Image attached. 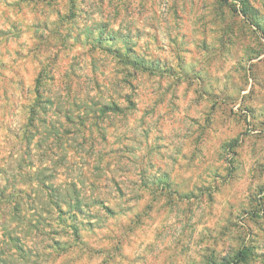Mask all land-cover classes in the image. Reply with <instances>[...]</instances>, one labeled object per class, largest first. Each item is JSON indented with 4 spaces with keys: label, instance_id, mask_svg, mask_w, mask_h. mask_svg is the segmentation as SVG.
Here are the masks:
<instances>
[{
    "label": "rangeland",
    "instance_id": "obj_1",
    "mask_svg": "<svg viewBox=\"0 0 264 264\" xmlns=\"http://www.w3.org/2000/svg\"><path fill=\"white\" fill-rule=\"evenodd\" d=\"M0 264H264V0H0Z\"/></svg>",
    "mask_w": 264,
    "mask_h": 264
},
{
    "label": "trees",
    "instance_id": "obj_2",
    "mask_svg": "<svg viewBox=\"0 0 264 264\" xmlns=\"http://www.w3.org/2000/svg\"><path fill=\"white\" fill-rule=\"evenodd\" d=\"M40 101V98H37L33 104H31L30 106H28L27 108L29 109L28 110V114H29V118H28V121H27V124H26V128H29L31 127L32 125H34V119H35V114H36V109H42V108H45L46 107H49V106H53V102L51 100H48L46 101L45 103V106H42L40 107L41 105H38ZM38 103V104H37ZM61 107V106H60ZM93 108H87L86 110V117L88 118L89 117V113L88 111H96V110H92ZM98 109L99 111L101 110L102 112H118L120 111V106L114 102L110 103V104H105V105H102V106H98ZM59 110H57L56 112L58 113ZM69 117H71L70 115H68ZM79 118L80 119H83V115H79ZM26 130V129H25ZM58 133V138L60 137V134L59 132L57 131ZM57 138V140H58ZM20 139V138H19ZM21 139L22 141H26V144L30 145L32 143H34V138L33 136H30V133L28 131H23V135L21 136ZM37 145V144H34V146ZM38 178V177H37ZM37 185L40 186L41 188L45 189L46 193L50 196V197H53V193L51 190H49V184H47V182L45 181V179H42V178H38L37 180ZM49 190V191H48ZM74 197V198H73ZM68 196L67 198H64V199H58V200H55V202L53 201V204L55 206V209H58V212L59 214L63 215L64 214V211L62 210V204H66L67 206H69V211L70 212H73L72 214V217H75L74 215H76L77 213H83L84 211V207H87L86 204H82V200L80 198V195L79 193H75L74 196ZM75 199V200H74ZM95 204H100L102 202L100 201H96L94 202ZM22 249V248H20ZM246 253L244 251H240L238 254H237V258L238 257H241V261H243L245 259L244 255ZM235 263H237V259L235 260Z\"/></svg>",
    "mask_w": 264,
    "mask_h": 264
}]
</instances>
